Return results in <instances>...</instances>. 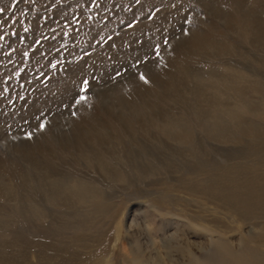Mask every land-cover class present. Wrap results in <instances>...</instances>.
<instances>
[{
  "label": "rangeland",
  "instance_id": "1",
  "mask_svg": "<svg viewBox=\"0 0 264 264\" xmlns=\"http://www.w3.org/2000/svg\"><path fill=\"white\" fill-rule=\"evenodd\" d=\"M245 23L264 27V0H0V252L24 249L32 264H195L207 249L188 241L253 247L260 221L239 225L186 190L212 173L184 174L197 161L188 138L158 126L180 123L215 171L244 162L251 136L222 109L264 128L241 104L264 111V39ZM198 110L218 113L232 140L207 138ZM45 173L64 184L53 201ZM73 186L85 200L69 198ZM172 232L185 250L161 243Z\"/></svg>",
  "mask_w": 264,
  "mask_h": 264
},
{
  "label": "bare ground",
  "instance_id": "2",
  "mask_svg": "<svg viewBox=\"0 0 264 264\" xmlns=\"http://www.w3.org/2000/svg\"><path fill=\"white\" fill-rule=\"evenodd\" d=\"M245 24H247L246 27L250 31V35L253 36L252 38L254 43H258L264 39V27H256L255 25L252 27L249 23ZM200 90L201 89L197 88L194 90V93L200 94ZM260 96L264 98V93L261 92ZM258 103L252 100H241L242 106L253 115L264 114V111H262L260 106L258 107ZM233 109L234 108L231 107L224 108L222 109L223 114L230 117L233 124L239 128L240 133L242 132V134L250 135L252 141L248 142V144L240 150L243 152L242 155L246 158L244 162L238 165H234L232 163L227 166L224 165L223 167L216 168V171L215 167L217 164L214 165L215 162L205 163L202 161L200 157V154L202 153L201 145L196 143L194 146V144L189 140V132L187 131V134L180 123L178 124L170 117H167L164 118L163 122L158 125L161 133L167 138H174L178 127H182V131L184 132L180 131L182 133L181 136L188 138L186 143H190L191 151H193L192 155L197 161L192 164L193 166L191 165L192 167L190 164L185 166L184 174L195 175L198 177L200 174L207 175L210 172L212 173V176L207 177L202 181H196V183H193V185L186 190L194 195L204 196L216 206L215 209L223 210L239 225L246 221L250 222L251 220L260 221L252 226V228L255 229V233L257 232L259 236L256 237L252 233L249 235L251 238L250 242L256 240V243L252 245L253 247H249L247 244L248 240L243 239H239L237 250H234L230 241L222 240L220 238L212 239L211 245L208 248L194 241H188L192 247L194 246L200 251L207 249L206 254H202V257H205L203 262H197V258L192 254V260L194 261L192 263L195 264H264V128L255 122L246 120L243 117V114H241V111ZM197 117L207 138L211 140H222L223 138L226 139L232 137H230L231 131L229 130L228 125L218 115V113L209 114L206 111L198 110ZM244 125H247L251 131L243 130L242 126ZM27 156L32 159L29 155ZM95 165L102 172H106L108 170L106 164L102 161L97 160ZM40 180L41 184L45 187L47 200L53 201L54 199H57L58 193H60L64 187L62 180L48 173L43 174V176L40 177ZM1 186L2 181L0 179V190H2ZM67 193L69 194V198L70 195H75V197L80 200H85L84 198L89 191L83 186H73L69 187ZM168 204L177 205L174 200H169ZM176 208L186 219L188 218L194 223L201 224L208 230L214 231V225L206 221L203 212V214H186L187 210L185 208ZM33 212L37 213L38 211L34 209ZM187 215L188 217H186ZM163 242L174 243L175 246L181 247V251L186 249V246L182 247L184 243L179 241L177 233H168L163 240H161V243ZM162 246H164V244H162ZM248 247L251 249L247 250ZM19 251H16V254L21 255L22 257L10 256L0 252V264H32L29 262L27 253H25L24 249L20 250L19 248ZM139 252L140 251L138 250L137 254H140ZM135 258L137 259V256ZM39 259L40 258L37 257V261H39ZM142 263L146 264L145 262ZM36 264H38V262ZM40 264H59V262H47V260H45Z\"/></svg>",
  "mask_w": 264,
  "mask_h": 264
}]
</instances>
